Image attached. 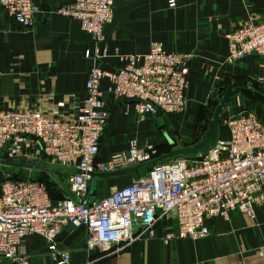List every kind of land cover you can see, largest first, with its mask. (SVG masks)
<instances>
[{
  "label": "built area",
  "instance_id": "built-area-1",
  "mask_svg": "<svg viewBox=\"0 0 264 264\" xmlns=\"http://www.w3.org/2000/svg\"><path fill=\"white\" fill-rule=\"evenodd\" d=\"M115 0H71L50 10L75 21L90 36L83 58L90 63L83 98L66 100L49 96L52 104L0 111V156L4 161H35L70 172L67 195L50 199L46 186L30 178L0 183V259L6 264H29L22 249L25 237L35 235L46 243L54 264H70L67 252L56 248L63 225L85 230V251L116 254L142 237L153 239L152 225L160 219L174 221L168 239L197 240L209 235L205 221L228 220L232 213L252 218L254 207L264 202V123L250 111L225 117L226 139H218L202 155L176 156L156 163L138 179L88 202L90 173L108 174L155 159L152 145L129 142L124 153L96 161L98 140L108 119L102 93L133 107L138 119L157 113L175 116L186 107L185 91L189 55L163 51L150 42L143 54L116 55L122 65L105 70L101 47L104 29L112 23ZM178 0H167L169 9ZM0 8L22 30L30 29L39 13L32 0H0ZM229 63L255 55L264 60V14L248 17L224 35ZM101 80L107 85L100 90ZM73 112L63 113L67 102ZM79 171L78 174L75 171ZM137 229V231H135ZM85 264H94L87 262Z\"/></svg>",
  "mask_w": 264,
  "mask_h": 264
},
{
  "label": "crops",
  "instance_id": "crops-1",
  "mask_svg": "<svg viewBox=\"0 0 264 264\" xmlns=\"http://www.w3.org/2000/svg\"><path fill=\"white\" fill-rule=\"evenodd\" d=\"M39 13L30 29L22 30L0 8V111L25 106L49 107L54 100L70 94L83 98L90 63L83 58L90 48V36L70 19L48 12L71 0H32ZM167 0H115L112 23L104 29L101 47L106 57L98 62L105 70L121 67L116 55L143 54L150 42L165 52L189 55L186 105L179 116L157 113L138 119L133 107L102 93L108 119L98 140L96 161L105 163L114 154L124 153L129 142L152 145L162 155L188 143L198 108L216 97L222 88H247L264 96V60L248 55L227 62L224 35L245 19L260 20L264 0H178L173 9ZM107 85L101 80L100 90ZM49 96L52 100H47ZM74 101L67 102L63 113L73 112ZM250 111L264 123V107L232 97L219 116L217 140L227 138L224 119L232 113ZM164 153V154H163ZM20 168V167H19ZM142 175L97 178L88 202L121 188ZM47 195L50 197L47 189ZM264 197V184L262 186ZM174 221L160 219L151 230L153 239L140 238L116 254L85 251V230L63 225L56 235V248L67 252L70 264H264V202L254 207L253 217L232 213L228 220L205 221L209 235L202 239H168ZM137 231V229L135 230ZM29 264H54L48 257L45 241L35 235L22 241ZM0 264H6L0 259Z\"/></svg>",
  "mask_w": 264,
  "mask_h": 264
},
{
  "label": "water",
  "instance_id": "water-1",
  "mask_svg": "<svg viewBox=\"0 0 264 264\" xmlns=\"http://www.w3.org/2000/svg\"><path fill=\"white\" fill-rule=\"evenodd\" d=\"M240 96L243 99L248 101L258 103L262 107H264V96L259 94L256 91H252L247 88H222L219 87L216 90V97L213 101L216 103V106L211 110H208V114L210 118L206 121V128L202 135L200 136L197 143L189 146V147H182L175 149L167 154L161 155L147 163L140 164L134 166L132 168H126L117 172H112L108 174H98V173H90V186H89V197L94 194V181L97 178H106V177H120L134 173L140 168L152 166L158 162L167 161L176 156H196L204 154L210 146H212L215 141L217 140V128L219 124V116L222 110L226 107L227 103L232 97ZM5 164L13 167H20V168H32L35 165L33 161H25L22 159L13 160V161H6ZM76 174L79 171H75Z\"/></svg>",
  "mask_w": 264,
  "mask_h": 264
},
{
  "label": "rangeland",
  "instance_id": "rangeland-1",
  "mask_svg": "<svg viewBox=\"0 0 264 264\" xmlns=\"http://www.w3.org/2000/svg\"><path fill=\"white\" fill-rule=\"evenodd\" d=\"M213 107L214 104L208 100L204 106L198 108L199 122L195 123L193 131L191 132V135L189 137L188 143H185L184 145H182V147H189L195 144L199 140L200 136L202 135V133L206 128V121L210 118L209 115L207 114V110H211ZM179 115H175V116H179ZM182 147H178V148H182ZM147 168L148 167L140 168L137 171H135L133 174L143 175L147 171ZM16 175H19L21 177L24 176L25 178H30V179H39L45 181L47 184H50L51 186L50 196L52 198L58 195L65 196L68 194L66 184L70 172L63 170L62 168L49 166V165H47V168L45 170H42L37 167L35 168L32 167L29 169L13 167L5 164L3 158L0 156V183L3 180H6L7 178L14 176L17 177Z\"/></svg>",
  "mask_w": 264,
  "mask_h": 264
},
{
  "label": "trees",
  "instance_id": "trees-1",
  "mask_svg": "<svg viewBox=\"0 0 264 264\" xmlns=\"http://www.w3.org/2000/svg\"><path fill=\"white\" fill-rule=\"evenodd\" d=\"M215 98V97H214ZM214 98H212L211 100H209L210 102H212L213 104H214V107L216 106V103L213 101V99ZM213 107V108H214ZM207 114H208V110H207ZM209 115V114H208ZM210 117V116H209ZM198 142V141H197ZM196 142V143H197ZM154 149H155V152H156V154H155V158H157V157H159V156H161L162 154L161 153H159L160 151H159V149L157 150V148L156 147H154ZM165 153H169L170 152V150H169V148H167L165 151H164ZM164 154V153H163ZM186 157H190V158H192V157H195V156H186ZM4 162H6V161H4ZM162 162H165V161H162ZM162 162H158V163H162ZM46 166V167H45ZM35 167H37V168H40V169H42V170H45L46 168H47V165H44V164H42V163H38V162H35V165H34V168ZM63 170H65V171H67V172H69L68 170H66V169H63ZM17 177H10L9 179H19V178H25L24 176H19V175H16ZM32 180H35V181H38V182H41V183H43L45 186H46V189H47V191H48V193H49V195H50V192H51V186H50V184H47L45 181H42V180H39V179H32ZM51 197V196H50ZM63 196H60V195H58V196H56V197H53V199L55 200V199H61Z\"/></svg>",
  "mask_w": 264,
  "mask_h": 264
}]
</instances>
